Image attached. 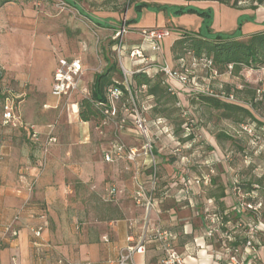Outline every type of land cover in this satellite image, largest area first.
<instances>
[{"label": "crops", "instance_id": "1", "mask_svg": "<svg viewBox=\"0 0 264 264\" xmlns=\"http://www.w3.org/2000/svg\"><path fill=\"white\" fill-rule=\"evenodd\" d=\"M137 5L145 6L138 9ZM185 7L210 11L212 17L209 29L213 33H234L240 22L242 38L264 31V8H257L255 11L246 8L232 9L213 1L136 0L125 14L128 32L124 37V66L131 71L145 69L148 75H152L160 66L172 68L173 43L183 32L198 33L203 25V19L196 14L177 12L178 8ZM111 15L109 19L103 20L87 16L98 30L114 32L118 19L116 13ZM141 29H167L170 35L159 43L157 53L145 49L142 59L131 60L128 58L129 52L141 46ZM81 83L80 87L89 91L87 83L84 80ZM171 83H167L170 88ZM175 84L179 86L178 83ZM51 87L49 93L52 96ZM179 87L182 88L181 85ZM177 90L172 89L179 98L180 90ZM47 98L50 100L47 104L49 106L43 105V108H48L45 109L48 110L47 113L62 110L58 108L60 99L53 96V99ZM38 106L27 103L22 107L24 111L36 110L31 116L24 115V124L19 123L22 129L17 127L10 131L8 126L0 127V264H58V261L62 264H116L119 255L127 247L137 244L143 236H146L145 239L148 236L144 232L145 211L134 201L136 187L133 176L137 170L139 180L150 190L146 176L149 160L139 157L134 164L120 159L109 166V163H104L103 154L114 146L115 142H110L100 147L101 154L94 156V159L86 156L80 161L70 159L68 165V108L76 114L78 107L73 104L66 106L67 115L60 118L53 129L52 136L56 143L45 155L47 163L43 165L41 159L44 155L38 148L48 135L43 130L46 125L39 123L41 111ZM80 123L78 132L84 145L82 149H85V144L89 141V125L82 121ZM85 151L82 150V153ZM155 158L160 166L158 184L151 196L157 207L149 212V222L177 234L174 248L183 254L185 264H206L200 256L201 247L205 246L202 241L206 244L208 253H211L209 244L212 240L204 236L208 225L206 215L203 218L196 216L189 209L193 207H189L187 203L191 200L193 204H197V200L203 198L200 186L197 196L195 186L184 193L183 186L179 187L178 182L166 183L163 175L167 173L171 176L176 173V163H165L166 159L160 154H156ZM89 173L113 180V184L104 189L105 198L97 199L99 209L93 207L90 198L84 199L78 208L69 197L76 190L68 187V176L80 180L84 190H90L91 185L87 183ZM183 182L182 180V184ZM175 186L176 190H173ZM110 188L115 189V195L111 199L108 197ZM209 188H214L212 183ZM224 192L226 196L221 201L227 209L233 204V198L225 186ZM203 199L207 205L214 204L213 199ZM18 211L20 215L15 223L18 236L13 240L4 239V227ZM40 213L45 214L47 225L41 233V246L34 247L29 227L41 223ZM144 246L145 253L134 254L127 264H160L162 252L158 245L145 240Z\"/></svg>", "mask_w": 264, "mask_h": 264}, {"label": "rangeland", "instance_id": "2", "mask_svg": "<svg viewBox=\"0 0 264 264\" xmlns=\"http://www.w3.org/2000/svg\"><path fill=\"white\" fill-rule=\"evenodd\" d=\"M3 1L6 0H0V123L5 100L8 99V104L13 106L14 115V119L8 125L10 131L20 128L19 123L24 124L25 114L31 116L36 113V110L32 109L22 110V107L28 103L39 105L41 111L39 123L49 125L43 128L45 135H53V129L58 120L64 118L67 113L66 106L78 104L83 97H86L76 94L60 98L58 108L62 110L55 113H47L48 110L45 109L48 108H43V105L50 102L47 97L53 99L49 93L52 71L62 58L80 59L83 65L82 70L84 69L81 75L83 79L80 80L81 86L84 80L90 88L94 75L105 71L113 63L116 65V72L113 73L112 78L115 82L121 83L119 60L113 51L115 31L98 30L84 15L103 20L109 19L108 17L112 16L111 13H116L117 30L123 20L127 26L125 14L134 3L133 0H70L72 4L63 2V8L60 6L62 0H8L2 3ZM242 1L244 2L239 4L240 8L247 9L250 4H253L251 0ZM259 8H264V4ZM184 62L188 70L185 86L180 88V85L176 86L175 82H170L173 91L180 90V96L177 97L178 102L175 105L178 112L170 121L166 120L164 124L168 128L164 129L166 133L154 136L155 155H163L166 159L165 163H176L174 165L177 174L168 176L169 174L164 173V181L178 182V186L182 187V180L185 182H192L195 178L201 179L202 182L206 180V184L203 182L204 184L200 185L201 196L206 198L210 191V181L215 179L218 185H223L230 191L233 198V204L227 209L224 208L226 214H232V206L238 201L260 203L262 207L258 212L246 211L241 217L250 225L263 226V231H258L255 235L256 241L262 247L259 258L256 260V264H259L260 260L264 261V130L255 127L256 138L251 137V134L239 131V128L230 121L221 119L219 113L209 111L199 104L191 106L189 100L191 94L206 91L218 92L222 90L224 84H228L234 88L231 93L235 97L236 104L246 107L251 97L250 92L255 93L254 102L257 103V108L254 113L261 121H264V67L257 71L243 69L238 77H231L228 74L220 76L210 74L206 72L202 62H192L188 57ZM171 67L170 69L175 72L182 71L180 63L173 58ZM236 91H239V94ZM136 96V104L143 116L147 120H152L154 116L148 110V106L153 100L146 97L144 90L137 92ZM79 110L80 108L77 107L75 114L74 110L68 108V165L70 159L80 161L85 156L94 159V156L101 154L100 147L110 142L121 143L127 148L140 146L141 138L131 124L127 123L119 128L118 120L98 118L88 122L89 141L85 144L87 148L82 149L84 145L81 143L78 132L81 125ZM119 115L125 117L123 112H119ZM244 125H252V123L247 122L242 126ZM254 125H252L253 128ZM219 132L230 135L232 140L216 142L214 135ZM186 137H191V140L182 143V139H187ZM54 145L44 149V142L41 143L38 151L44 155L42 157V159L45 158L44 161H46L48 150ZM82 150H86L85 153H82ZM155 161L159 173L160 164L156 158ZM87 183L91 185L90 190H84L80 180L70 178L69 175L68 187L76 190L75 194L69 196L70 200L72 199L76 207L80 208L81 202L90 198L93 201V207L99 209L97 199L105 198L104 189L108 185L110 187L113 180L106 176L97 177L89 173ZM256 185L259 189L251 194L250 191L255 189ZM239 186L241 189L237 190ZM175 188L176 186L173 190H176ZM195 188L198 196L199 187L195 186ZM243 190L248 193H244ZM203 198L200 197L193 208L189 206L190 211L202 218L205 215V217L212 215L211 213L217 210L214 204L207 205ZM232 226L231 223L227 227ZM241 232L243 230L235 234L240 235ZM211 240L209 244L211 253H208L207 246L202 241L205 246L201 247L200 256L206 264H218L217 256L220 254L218 236L215 235Z\"/></svg>", "mask_w": 264, "mask_h": 264}, {"label": "built area", "instance_id": "3", "mask_svg": "<svg viewBox=\"0 0 264 264\" xmlns=\"http://www.w3.org/2000/svg\"><path fill=\"white\" fill-rule=\"evenodd\" d=\"M60 6L61 8H63V1L60 3ZM127 32L128 28L123 20L119 29L115 31L113 37V49L119 60L122 76V81L120 83L122 88L110 86L106 91V104L103 107L105 108L104 115L106 116V119L118 120L117 124L119 128L124 127V125L127 123L131 124L135 128L141 138V146L139 148H127L121 143H115L110 150L106 151L103 154V161L105 163L112 164L117 160L124 159L127 162L136 164L139 157H144L149 160L148 169L151 172V176L149 182L150 190H147L144 183L139 180L137 170L133 176V181L136 187L134 193V201L137 206L143 207L145 211L144 232L145 235H148L147 239H145L146 236H143L137 244L127 247L119 255L116 264H127L134 254H144L145 240L153 241L158 245L159 249L162 252V259L160 261V264H185V257L183 256V254L179 253L174 248V242L177 239V234L171 230L162 228L161 226H157L149 222V212L155 210L157 207V203L151 196V192L154 190L156 180L157 164L152 152V140L148 129V121L143 116L140 108L136 104L135 98L133 97L129 87L130 77L133 71L125 67L123 64L125 55L124 37ZM139 35L141 37V46L138 48H134L129 52L128 58L131 60L142 59L145 49L153 53H157L159 51V43L167 38L170 35V32L167 29H141L139 31ZM201 62L203 63V66L205 68L210 66V62L208 61ZM181 65L182 71L180 73L173 71L167 66H160L157 68V70H155V72H160L167 83L175 82L183 87L188 80V77L186 75L188 70L186 67H184L183 64ZM82 72L83 70L81 61L78 58L60 59L53 71L51 87L52 96L58 99L70 97L71 95L76 94H79L80 96H88V89L80 87ZM142 89L144 90L145 88L142 87ZM125 93L127 95H125ZM205 93L210 94L212 92L206 91ZM219 97L221 99L234 102V98L232 95L225 97L222 94ZM119 112H123L125 114V117H120ZM12 119H14L13 106L9 105L8 99H6L5 105L3 107L0 126H8L11 123ZM242 130L247 134H252L254 128L252 125H244L242 126ZM55 142V138L52 135H48L46 141L44 142V149H46L47 146L54 144ZM44 163L45 161L43 160L42 164ZM203 182L206 184V180H203ZM203 182L199 178H195L192 182L184 181L182 189L184 193H187L192 186L199 187ZM114 195L115 189L110 188V190H108L109 199L113 198ZM187 203L189 206H194L191 200H188ZM261 207L262 205L260 203L256 204L238 201L234 206H232L231 212L236 215H242V213L246 211L256 213L260 210ZM19 215L20 211H18L10 220V222L4 227V239L13 240L17 238L18 231L15 228V223L18 220ZM39 218L41 220V223L38 226L29 227V232L32 235V245L34 247L41 246V233L47 225L46 216L44 213H40ZM205 221L208 225L205 229L204 236L209 239H211L214 235L218 236L217 243H219L218 250L220 253L217 256L218 264H256V260L259 258L260 246L255 239V235L258 231H263L262 225H250L243 219L235 221L234 227L236 231L243 230L240 235H236L239 238H241L240 236H242V241L238 245H230V243L235 242V233L232 234L222 232L221 228L224 227V225L221 223V218L219 216L214 214L209 215L205 217ZM57 263L62 264L61 261H58Z\"/></svg>", "mask_w": 264, "mask_h": 264}, {"label": "trees", "instance_id": "4", "mask_svg": "<svg viewBox=\"0 0 264 264\" xmlns=\"http://www.w3.org/2000/svg\"><path fill=\"white\" fill-rule=\"evenodd\" d=\"M68 4H72L69 0H62ZM136 0H133L135 2ZM184 1H213L232 9H240L239 4L243 3L242 0H184ZM253 4H250L247 9L255 11L257 8L264 4V0H251ZM8 0L3 1L6 3ZM145 5H137L136 8H141ZM77 8V7H76ZM160 8V7H158ZM179 14L188 12L196 14L203 19L202 28L198 33L183 32L178 40H176L171 47V55L174 61H182L180 63L186 67L184 60L188 57L192 62L208 61L210 66L206 67V72L220 76L222 74H228L231 77H238L243 69L248 70H260L264 67V31L257 32L252 35H248L242 38L240 34V25L238 23L237 30L231 34L213 33L209 27L211 24V12L198 10L195 8L185 7L178 8ZM86 16L88 19L89 17ZM91 20V19H89ZM98 26L103 27V24L96 23ZM242 38V39H239ZM187 68V67H186ZM182 70V67H181ZM116 72L115 63L110 64L105 71L94 75L91 86L89 88V94L83 97L77 104L79 110V119L88 123L92 119H106L104 115V105L106 104V91L110 86L120 87V83L113 80L112 75ZM160 72H155L152 75H148L145 69L133 71L130 77L129 87L134 98H137L136 93L141 92L144 87V93L147 98L153 100L152 104L149 105L148 110L154 116L152 120L148 121V129L152 140V152H154V136L156 134H165L164 129H168L165 126L166 120L170 121L173 116L178 112V108L175 105L178 102L177 96L171 91V88L167 82L162 78ZM233 87L228 84L222 86V90L218 92L207 93H196L190 95L189 103L191 106L197 104L204 106L209 111H215L219 113L221 119L230 121L235 127L239 128L242 133V125L250 122L254 125V131L250 135L256 136L257 132L255 127L263 128L264 121H261L254 110L257 108L255 100V93L250 92L251 97L246 103V107L243 105L236 104L235 97L232 95ZM239 94V91H236ZM224 95L225 97L232 95L234 102L221 99L219 96ZM125 95H127L125 93ZM125 100V99H124ZM101 105V106H99ZM120 116V115H119ZM155 131V133H152ZM175 134V132H174ZM177 134V133H176ZM190 136V135H189ZM182 139V143L191 140V137ZM216 142L232 140V137L224 132H219L214 135ZM256 138V137H255ZM147 181L150 182L151 172L147 169ZM214 189H210L207 198L213 199L214 205L217 208L216 211L211 214L217 215L221 218V223L224 227L221 228L223 233H236L234 222L242 219V215L226 214L224 211L222 199L225 198L224 186L218 185L215 179L211 180ZM158 184V170L156 173L155 187ZM252 188V187H251ZM251 194L259 189V186H254ZM237 188V190H240ZM244 191V190H243ZM248 193V191H244ZM155 198V197H154ZM218 211V212H217ZM233 224L231 228H228V224ZM235 236V242L230 245H238L242 241L241 238ZM260 246V245H259ZM260 251L262 247L260 246ZM259 264H264V261L260 260Z\"/></svg>", "mask_w": 264, "mask_h": 264}]
</instances>
